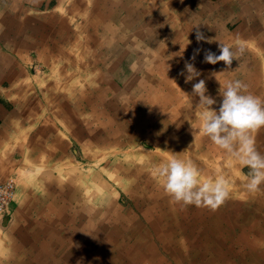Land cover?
<instances>
[{
	"label": "rangeland",
	"instance_id": "obj_1",
	"mask_svg": "<svg viewBox=\"0 0 264 264\" xmlns=\"http://www.w3.org/2000/svg\"><path fill=\"white\" fill-rule=\"evenodd\" d=\"M186 1L188 3H182ZM190 1L191 0L176 1L175 10L176 12L180 11L179 16L176 13V17L175 12H168L171 16L166 14L163 24L161 22L162 19L157 18L156 20H152L150 18L148 24L135 25L132 30L136 33L143 32L145 34L144 40L139 41V39H134L132 42L130 40H118L113 42L114 47L111 49L107 41H99L98 43L94 41L68 43L65 49L66 52L71 53H67L68 55L66 57L61 56L62 54L59 55L58 60L53 63L59 67L62 65L69 67L66 73L56 71V74H52L54 75V79L58 81H61V79H63V81L68 80V84L71 83V87L75 86L74 89L69 90L70 92L68 91L69 95H74L73 97H69L71 100L70 104L64 105V109L61 110V113L66 114L65 119L67 124L69 125L71 122L69 129H67L68 131L70 130V145L68 152L54 154L55 164H53V172L55 185H57V180H60L65 186L61 194L57 192L53 194L54 198L59 197V199L54 200L55 211L52 217H47V219H53L54 225H58V227H56L57 229L52 232L50 238L45 235L47 238H45L47 241L45 245L48 247L49 253H51L52 256L47 259L50 264H99L100 254L102 249H104V247L101 246L104 242V238H102L101 235L105 237V233L109 231V228L104 227V223L108 222L104 216H106L107 213L112 217L118 216L117 218L120 221L122 215L123 219H125V223L133 217H139L140 210L136 208L135 200L140 198L138 194L141 195L140 184L146 186L148 181H157L151 174L155 166L151 164L153 157L160 158L157 160L159 163L173 155L180 158L181 156L179 153L185 159L189 158L188 149L186 150L185 148L193 144L194 140L191 137L188 138L185 134L182 137L177 130L171 134L168 141H166L167 136H165L166 143L157 142V144L150 142L149 139H143L137 136L130 135V138L126 134V128L132 134L140 125H148L155 121L158 124V128L151 132L156 135L159 134V131L162 132L163 124L164 126L167 124H180L181 121L178 117L181 111L178 109L175 110V106L183 107L186 104H192L196 109L195 111L198 112L197 104L199 102V97H193L192 90H189L186 85L189 84L193 86L195 83L191 81H186V83L182 82L188 75L185 69V64L188 61H191L192 64L194 63V67L200 73L198 78L204 81L206 80L205 83L208 93L206 94L213 97L217 102L219 101L212 106L213 109L216 108L215 110L217 111L220 107V101H222V96L219 95L221 87L220 81L226 84L231 81V78L234 79L233 74H235V77H238V73L235 72L247 67V65H251V62L255 64L258 62L259 67L262 68L261 72H264V65L261 61H264V41L254 44L252 42L253 38H250L251 41L247 38L248 36H252L250 28H253L254 21L259 15L264 17V0L260 1L258 8H255L253 0H193V3ZM190 3L194 4L195 7L193 8L192 5V8H189V5H191ZM202 11H204V13ZM170 17L173 18L170 19ZM196 24L199 26L197 27ZM220 27L227 30L224 42L232 45L233 50H238L240 45L244 46L243 53L239 55V59H233L231 66L226 65L223 61H219L216 64L206 63L204 59L205 53L209 50L216 53V55L220 54V48H215L217 45H215L214 48L210 45ZM240 28L242 29L240 30ZM197 32L202 33L205 39L198 41L196 39ZM243 32L245 33L244 37L240 35ZM207 43L208 46H206ZM183 44H186L188 49L184 50ZM94 45L97 47H94ZM101 45H103L102 48ZM69 46L70 50L68 49ZM96 50L98 55L102 52V65L99 66V69L103 70V72L101 71L102 80L100 83L97 82L98 84L94 83L93 80L95 79L96 81L100 75L96 74L98 70H94L97 66H93L92 64V60L94 59L93 53ZM109 54H116L117 56L115 55L110 58ZM181 63H183V65H181ZM85 64H88V67H92L83 72ZM46 66H48V64L45 63L44 58L43 62L35 63L31 69L32 74L37 75V79L44 80L43 82H46L48 76L46 74L48 70ZM76 66L78 67L76 68ZM94 84H97L99 89H93L92 85ZM116 84H118V86H116ZM168 88H170L177 97L183 95V98L188 101L184 102V99H177V97L170 99V114L168 112L164 114L166 106L163 107L161 104L163 101L165 102L164 96ZM148 90H152L153 95H157L155 102L148 100ZM183 90L186 94H183ZM42 91H45V88ZM55 92L57 93L58 91ZM188 94L191 96H188ZM77 96H81L79 100H85L84 104H78L76 102ZM52 105H49V108H51ZM53 107L56 108V105ZM137 107H139V110L136 109ZM152 107H154L153 114L147 113L146 110ZM39 109L41 110V106ZM167 109H169V107ZM130 111L132 114L127 117L126 122L124 118L126 116L125 113H129ZM182 112L181 114L184 115ZM66 121H64L63 127H65L64 124H66ZM149 121L150 123H148ZM192 122L194 123V121ZM184 127L186 126L184 125ZM115 129L118 130V135L112 136L111 134H113ZM261 129L259 130L260 132ZM77 131L82 133L81 136L77 135ZM174 136L177 139H182L183 143L186 144L181 148L174 147L173 143H171V139L176 140ZM188 140H190V144ZM82 141L84 143H82ZM263 144L264 136H260L256 139V147L259 151L264 149V147H262ZM217 152L216 154L214 153V158L211 157L212 163L214 164L209 163V166L212 167L211 175L206 174L203 170L205 164H208L206 160L203 159V162L198 160V162H196L197 164L193 161L201 170V179L213 177L215 174L212 173L217 172V170L225 175L228 168H232L242 179L245 180L247 178L250 171L247 167L237 165L238 162L230 158L227 153L224 154L225 151ZM219 153H221V155ZM150 154L153 155L150 156ZM199 163L203 164L204 168H201ZM129 166H134L135 172L131 171L132 173H129L130 169L127 170ZM221 169L225 170L222 171ZM230 181L232 183V188L238 187L241 190L244 186L241 181L234 183L235 180L233 178H231ZM136 185L139 187V190L137 191L135 189L133 191L132 187L134 188ZM105 189L107 191H105ZM263 189L264 184L261 185V191L264 193ZM147 190L151 191L154 196H156L157 190L152 188V186H149ZM136 195L137 197H135ZM241 199L238 194L235 195L231 193L227 201L223 203V208L227 207L228 201H233L235 204L233 208H231L232 205H230L225 209L228 216L232 215V210H236L237 215L234 213V222H231L230 218L228 219L226 217L224 218L226 224L222 226L221 229L217 230L211 228L208 229L210 232L207 230V232L205 231L204 233L201 232L202 227L197 229H190V227H187V236H190L189 241L182 243L183 245L173 243L171 244L172 246H167V248H157L156 250L158 251L159 257L154 258L148 264H246V262L248 263L253 260H257L260 263V260L264 257V236L262 237V244L258 243L254 245L253 239L256 235L264 234V212H253L249 214L248 217H242L241 209H243V205ZM79 202L81 203L79 204ZM121 211L123 214H121ZM258 214L259 216H257ZM256 219H258L257 223L255 221ZM89 221H94L95 224L99 225L97 226L98 229L93 227V231L95 232L91 234V236L87 235L83 228L84 224ZM119 221H117L118 226L120 223H123ZM64 225L67 227H64ZM73 226L76 227L74 228ZM155 241L157 242L158 240ZM108 247L109 246H107V248ZM189 252L193 253V257H189ZM259 252H263L262 257ZM199 261L201 262L198 263Z\"/></svg>",
	"mask_w": 264,
	"mask_h": 264
},
{
	"label": "crops",
	"instance_id": "obj_2",
	"mask_svg": "<svg viewBox=\"0 0 264 264\" xmlns=\"http://www.w3.org/2000/svg\"><path fill=\"white\" fill-rule=\"evenodd\" d=\"M176 1L181 0H0V182L13 178L17 185L9 220L0 223V264H50L47 259L52 257L45 238L48 234L50 238L58 225L47 217H52L54 200L59 199L53 194H61L65 186L57 179L55 185L54 154L68 152L70 130L61 110L70 104L69 97L74 95L68 91L75 86L54 79L52 74L66 73L69 67L53 63L59 55L71 53L65 49L68 43L107 41L111 49L118 40H144L143 32L132 30L135 25L148 24L150 18L162 19L163 24L166 14L171 16L168 12L179 16ZM260 1L253 0L255 8ZM190 4L189 8L195 7ZM263 26L264 17L259 15L249 41H264ZM101 54L96 50L92 60L100 76ZM115 55L109 54L110 58ZM44 58L48 64L46 82L31 70ZM87 65L83 72L92 67ZM100 76L94 83L101 82ZM97 84L93 89H99ZM77 97L76 102L84 104L85 100ZM263 259L246 264H264Z\"/></svg>",
	"mask_w": 264,
	"mask_h": 264
},
{
	"label": "bare ground",
	"instance_id": "obj_3",
	"mask_svg": "<svg viewBox=\"0 0 264 264\" xmlns=\"http://www.w3.org/2000/svg\"><path fill=\"white\" fill-rule=\"evenodd\" d=\"M227 1V0H226ZM181 2V1H180ZM218 2V1H217ZM183 4H186L182 2ZM193 3V2H192ZM200 4V3H199ZM218 4V3H216ZM205 5V4H204ZM208 5V4H207ZM199 6V5H198ZM221 6V5H218ZM228 8V7H227ZM201 10V9H200ZM194 11V10H192ZM220 11V10H219ZM204 13V11H202ZM222 12V11H221ZM220 12V13H221ZM180 14V13H179ZM193 14V13H192ZM208 14V13H207ZM223 14V13H222ZM220 15V14H219ZM241 15V14H240ZM183 16V15H182ZM222 16V15H221ZM248 16V15H247ZM192 17V16H191ZM226 17V16H225ZM219 18V17H218ZM191 19V18H190ZM196 19V18H195ZM211 19V18H210ZM222 19V18H220ZM246 19V18H245ZM249 19V17H248ZM200 22V21H199ZM210 22V21H209ZM213 24V23H212ZM194 25V24H193ZM214 25V24H213ZM197 26V24H196ZM199 26V25H198ZM197 26V27H198ZM210 27V26H209ZM246 27V26H245ZM244 27V28H245ZM264 27V26H263ZM207 28V27H206ZM205 29V28H204ZM242 28H240L241 30ZM167 30V29H166ZM202 30V29H201ZM211 30V29H210ZM195 31V30H194ZM239 31V30H238ZM252 31V29H251ZM190 32V31H189ZM196 32V31H195ZM203 32V31H202ZM205 32V31H204ZM245 32V31H244ZM258 32V31H257ZM191 33V32H190ZM255 34V33H253ZM258 34V33H257ZM206 35V34H205ZM227 35V30H225L223 27H220L219 30H217L215 34V38L211 41L212 47L214 48L215 45H217L215 48L219 47L220 41L224 42L225 37ZM241 35V34H240ZM212 36V34H211ZM138 41V40H137ZM140 41V40H139ZM152 42V41H151ZM140 43V42H138ZM199 44V43H198ZM209 45V46H210ZM157 46V45H156ZM159 46V45H158ZM172 46V45H171ZM184 50L188 49L186 44H183ZM208 46V43L207 45ZM253 46V45H252ZM257 46V45H256ZM174 47V46H173ZM172 47V48H173ZM144 48V47H143ZM147 48V47H146ZM207 48V47H206ZM212 48V49H213ZM109 49V48H108ZM122 50V49H121ZM152 50V49H151ZM201 50V49H200ZM109 51V50H108ZM170 51V50H169ZM172 51V50H171ZM206 51V50H205ZM216 51V50H215ZM144 52V51H143ZM200 52V51H199ZM151 53V52H150ZM118 54V53H117ZM216 54V53H215ZM196 57V56H195ZM96 59V58H95ZM121 59V58H120ZM123 59V58H122ZM85 60V59H84ZM91 61V58H90ZM196 61V60H195ZM262 61V64L264 65V61ZM70 62V60H69ZM124 62V61H123ZM201 62V61H200ZM72 63V62H71ZM177 63V62H176ZM187 63H191V61H188ZM207 63V62H206ZM194 64V63H193ZM102 65V64H101ZM183 65V63H181ZM88 66V65H87ZM100 66V65H99ZM214 66V65H213ZM217 66V65H216ZM78 66H76L77 68ZM180 67V66H179ZM128 68V67H127ZM177 68V67H176ZM213 68V67H212ZM202 69V68H201ZM205 69V68H204ZM261 67H259L258 62L255 64L254 62H251V65H247V67L242 68L240 70H237L238 77H235V74H233V78H231V81L233 80H241L244 83L248 85V91L251 92L254 95H258L261 97H264V72H261ZM215 71V70H214ZM108 72V71H106ZM184 72V71H183ZM203 72V71H201ZM212 72V71H211ZM213 73V72H212ZM225 74V73H224ZM205 75V74H204ZM123 76V75H122ZM209 76V75H207ZM199 76L195 77L194 80H192V83H197L200 78ZM121 78V77H120ZM206 78V77H205ZM115 80V79H114ZM132 80V79H131ZM130 80V81H131ZM175 80V79H174ZM186 83V79H183ZM137 81V80H136ZM206 81V80H205ZM170 82V81H169ZM93 83V82H92ZM135 83V81H134ZM263 84V85H262ZM104 85V84H103ZM184 85V84H183ZM187 88L189 90H193V86L186 84ZM93 86V85H92ZM118 86V84H116ZM159 87V86H158ZM170 87V86H168ZM106 90V89H105ZM153 90V89H152ZM148 90L147 97L148 100L151 102H155L157 95H153V91ZM167 90V89H166ZM165 90V91H166ZM175 90V89H174ZM127 91V90H126ZM162 91V90H161ZM184 91V90H183ZM186 91V89H185ZM184 91L183 94H186ZM70 92V91H69ZM130 93V92H129ZM128 94V93H127ZM126 94V95H127ZM208 94V93H207ZM206 94V95H207ZM114 95V94H113ZM119 95V94H118ZM220 95V94H219ZM188 96H191L188 94ZM102 97V96H101ZM133 97V96H132ZM143 97V96H142ZM177 97V95L174 94V92L168 88V91L165 93V102L161 105L166 106L164 109V114H167V112L170 114L171 111V101L170 99ZM178 98L184 99L183 95L178 96ZM191 99V98H190ZM194 100V99H193ZM179 101V100H178ZM188 100L184 99V102H187ZM190 101V100H189ZM198 101V100H197ZM143 102V101H142ZM219 102V101H218ZM217 102V103H218ZM221 102V101H220ZM111 103V102H110ZM119 103V102H118ZM134 103V101H133ZM149 103V102H148ZM175 104V103H174ZM183 104V103H182ZM106 105V104H105ZM120 105V104H119ZM123 105V104H122ZM150 105V104H149ZM126 106V105H125ZM98 107V106H97ZM105 107V106H104ZM169 107V109H167ZM76 108V107H75ZM127 108V107H126ZM135 108V107H134ZM139 110V107L136 108ZM163 109V108H162ZM180 110L184 115L181 114L178 117L180 119V124L177 125H165L163 124V129L162 132L159 131V134L156 135L155 133L153 134L151 131L158 128V124L155 122L148 124V125H140L138 128H136L135 132L130 133V131L126 128V134L128 137L131 136H137L143 139H149L150 142L157 144V142H162L166 143V141L169 140L171 134L175 130L179 132V134L183 137L185 134L186 136L193 138L194 143L190 144V140H188V143L190 146L188 148H185L188 151V160L198 162H203V159L206 160L208 164H205V168L203 164H200L201 168H204L203 170L206 172V174L211 175L212 172V167L209 166V163H212L211 157L215 156L214 153L216 154L217 151H224L222 149H219L217 146L211 143V141L207 137H201L195 136L192 134L191 131V124L188 120L197 121V113L195 110V107H193L192 104H186L185 106H175V110ZM216 109V108H215ZM145 110V109H144ZM154 107L149 108L146 110L147 113L153 114ZM76 111V110H75ZM86 111V110H85ZM199 111V110H198ZM66 112V111H65ZM77 113V112H76ZM134 113V112H133ZM139 113V112H138ZM142 113V112H141ZM98 114V113H97ZM126 116L124 117L127 122V117H129L132 113L131 111L129 113H125ZM112 115V114H110ZM123 115V114H121ZM120 115V118H121ZM135 115V114H134ZM138 115V114H137ZM136 115V116H137ZM139 116V115H138ZM98 117V116H97ZM123 117V116H122ZM117 118V117H116ZM115 118V119H116ZM135 118V117H134ZM114 119V118H113ZM133 119V118H132ZM87 120V119H86ZM131 121V120H130ZM62 122V121H61ZM70 122V121H69ZM83 122V121H82ZM129 123V122H128ZM150 123V121L148 122ZM176 123V122H175ZM55 124V123H54ZM71 124V122H70ZM69 124V125H70ZM78 124V123H77ZM95 124V123H94ZM56 125V124H55ZM131 125V124H129ZM179 125V126H178ZM184 125L186 127H184ZM75 126V125H74ZM91 126V125H90ZM172 126V128H171ZM128 127V126H127ZM124 128V127H123ZM174 128V129H173ZM130 129V128H129ZM125 130V129H124ZM173 130V131H172ZM118 130H114L112 136H117ZM122 131V130H121ZM63 132V131H62ZM100 132V131H99ZM176 132V134H177ZM102 135V134H101ZM123 135V134H122ZM169 135V136H168ZM91 136V135H90ZM165 136H167L166 141H165ZM264 136V129H261V132L258 131L255 133V138L258 139L259 137ZM93 137V136H92ZM91 137V138H92ZM175 137V136H174ZM131 138V137H130ZM116 139V138H115ZM176 140L171 139V143H173L174 147L181 148L183 145L182 139H177ZM187 139V138H186ZM124 140V139H123ZM92 141V139H91ZM146 141V140H145ZM116 142V141H115ZM149 142V141H148ZM84 143V142H82ZM124 143V142H123ZM136 144V143H135ZM58 145V144H57ZM87 145V144H86ZM149 146V145H148ZM187 146V145H186ZM173 147V148H174ZM264 147V144L262 145ZM86 149V148H85ZM50 150V149H49ZM149 150V149H148ZM54 151V150H53ZM143 151V150H142ZM174 151V149H173ZM147 152V151H146ZM151 152V151H150ZM177 152V151H176ZM180 152V151H179ZM262 154H264V149L260 151ZM173 154V153H171ZM221 155V153H219ZM226 154V152L224 153ZM223 154V155H224ZM52 155V154H51ZM153 154H150V156ZM179 155L184 158L180 153ZM218 155V152H217ZM180 157V158H181ZM186 157V156H185ZM222 157V156H221ZM214 158V157H213ZM160 158L158 157H153V161L151 164H154L155 166L159 164L157 160ZM185 159V158H184ZM217 159V158H216ZM220 159V158H219ZM147 160V159H146ZM225 162V161H224ZM230 162V161H229ZM236 162V161H235ZM147 163V162H146ZM118 164V163H117ZM197 164V163H196ZM214 164V163H212ZM235 164V163H234ZM71 165V164H70ZM222 165V164H221ZM239 165V164H237ZM69 166V165H68ZM75 166V165H74ZM141 166V165H140ZM139 166V168H140ZM199 167V166H198ZM214 167V165H213ZM71 168V167H70ZM73 168V167H72ZM127 168V167H126ZM142 168V167H141ZM235 168V165H234ZM130 169L129 173L135 172V167L134 166H129L127 170ZM214 169V168H213ZM126 170V169H125ZM138 170V169H137ZM217 170V168H216ZM222 170V169H221ZM225 170V169H224ZM222 170V171H224ZM75 171V170H74ZM78 171V170H77ZM144 171V170H143ZM146 171V170H145ZM128 172V171H127ZM131 172V173H132ZM220 172V171H219ZM75 173V172H74ZM212 173V174H216ZM95 174V173H94ZM101 174V173H100ZM126 174V173H125ZM136 174V173H135ZM223 174V173H222ZM130 175V174H129ZM232 168H228L227 171L225 172V176L227 178H233L235 180L234 183L242 182L244 184V179H242L240 176H238ZM101 176V175H100ZM145 176V175H144ZM116 177V176H115ZM104 178V177H103ZM138 178V177H137ZM211 178V177H210ZM97 179V177H96ZM106 179V178H105ZM146 179V178H145ZM136 180V179H135ZM140 180V179H139ZM204 180V179H201ZM145 181V180H144ZM69 182V181H68ZM74 182V181H73ZM109 185V184H108ZM140 190H141V195L140 198L142 199H137L135 200V206L138 210H140V215L139 217H133L130 219L127 223H125V219H123L122 215L120 218V221L117 217H112L110 214H106L105 219H107V223H104L105 228H109V231L105 233L104 235H101L102 238H104L103 244H101L104 249H102V252L100 254V261L99 264H148L150 261H152L154 258H158L159 254L158 251L156 250L157 248H167L172 246L171 244L173 243H186L189 241L190 236H187V227H190V229H197L199 227H202L201 232H207L208 229H221L222 226H225V221L224 218H230L231 222H234V217L235 214L237 215L236 210H232L231 213L232 215L228 216L225 209L228 208L230 205H232L231 208L234 207L233 201H228V205L226 208H223V204L215 211H212L208 208L205 207H196L194 205H189V206H182L181 204L174 203L170 197L164 192L162 186L160 183L157 181L150 182L148 181L146 186H142L140 184ZM149 186H152L156 191V196L151 191H148L147 188ZM107 187V185H106ZM263 187V186H262ZM62 188V187H61ZM102 188V187H101ZM133 191L136 189L137 191L139 190V187L136 185L134 188L132 187ZM243 189V190H242ZM242 189L240 190L238 187L237 188H232L231 193L233 194H238L241 199V203L243 205V209H241V216L245 218V216H249V214L253 212H264V193L260 190L256 193H249L246 188L243 186ZM153 190V189H152ZM264 190V189H263ZM105 191H107L105 189ZM151 192V194H150ZM137 197V195L135 196ZM101 199V198H100ZM82 200V198H81ZM235 200V199H234ZM83 201V200H82ZM227 201V200H226ZM94 202V201H93ZM81 202H79L80 204ZM80 206V205H79ZM84 206V205H83ZM94 206V205H92ZM110 206V205H109ZM117 207V206H116ZM115 208V207H114ZM79 209V208H78ZM97 209V208H95ZM94 209V210H95ZM110 209V207H109ZM116 210V209H115ZM67 211V210H66ZM96 212V211H95ZM94 212V213H95ZM99 212V211H98ZM133 212V211H132ZM93 213V212H92ZM113 213V212H111ZM118 213V212H117ZM121 214L122 211H121ZM130 214V213H129ZM256 215V214H255ZM263 215V214H262ZM124 216V215H123ZM259 216V214L257 215ZM90 217V216H89ZM103 217V218H104ZM91 218V217H90ZM97 218V217H96ZM127 218V217H126ZM237 218V217H236ZM50 219V218H49ZM89 219V218H88ZM100 219V218H99ZM128 219V218H127ZM259 219V218H258ZM256 219V223L258 221ZM96 220V219H95ZM94 220V221H95ZM94 221H89L88 223L84 224L83 228L85 229L87 235L94 234L95 231H93V227L97 228V224H95ZM102 221V220H101ZM100 221V223H101ZM123 222L120 223L118 226V222ZM228 221V220H227ZM236 221V220H235ZM229 222V221H228ZM253 222V221H252ZM71 223V222H70ZM99 223V224H100ZM236 223V222H235ZM234 223V224H235ZM230 224V222H229ZM238 224V223H237ZM243 224V223H242ZM255 224V222H254ZM227 226V225H226ZM237 226V225H236ZM241 226V225H240ZM243 226V225H242ZM253 226V225H252ZM64 227H67L64 225ZM74 227V226H73ZM76 227V226H75ZM74 227V228H75ZM82 227V226H81ZM257 227V226H256ZM88 229V230H87ZM98 229V228H97ZM224 229V228H223ZM231 229V228H230ZM249 229V228H248ZM251 229V228H250ZM75 231V230H74ZM195 231V230H194ZM209 231V230H208ZM210 232V231H209ZM208 232V233H209ZM258 232V231H257ZM31 233V232H30ZM80 233V232H78ZM189 233V232H188ZM207 233V234H208ZM220 233V232H219ZM83 234V233H82ZM202 234V233H201ZM234 234V233H233ZM209 235V234H208ZM34 236V235H33ZM48 236V235H47ZM214 236V235H213ZM264 234L256 235V237L253 239L255 241V245H257L260 242H263V237ZM85 237V236H84ZM211 238V237H210ZM218 238V237H217ZM220 238V237H219ZM228 239V238H227ZM155 240H158L157 242ZM217 240V239H216ZM240 240V239H239ZM86 241V240H85ZM206 241V239H205ZM91 242V241H90ZM245 243V242H244ZM65 244V243H64ZM109 246V251L107 246ZM226 244V243H225ZM228 244V242H227ZM31 246L32 243L30 244ZM183 245V244H182ZM205 245V244H204ZM241 245V244H240ZM40 245H38L39 247ZM49 246V245H48ZM86 246V244H85ZM94 246V245H93ZM92 246V247H93ZM96 247V246H95ZM175 247V246H174ZM177 247V246H176ZM223 247V246H222ZM151 248V249H150ZM180 248V247H179ZM186 248V247H185ZM205 248V247H204ZM226 248V247H225ZM93 249V248H92ZM193 249V248H192ZM218 249V248H217ZM159 250V249H158ZM100 251V250H99ZM108 251V252H107ZM207 251V250H206ZM165 252V251H164ZM173 252V251H172ZM200 252V251H199ZM47 253V252H46ZM163 253V251H162ZM190 253V252H189ZM192 253V252H191ZM198 253V252H197ZM177 254V253H176ZM196 254V253H195ZM202 254V253H201ZM54 255V254H53ZM197 255V254H196ZM195 255V256H196ZM232 255V254H231ZM167 256V255H166ZM194 256V257H195ZM50 257V256H49ZM190 257V256H189ZM201 257V256H200ZM196 258V257H195ZM210 258V257H209ZM218 258V256H217ZM60 259V258H59ZM168 259V258H167ZM194 259V258H193ZM192 259V260H193ZM61 260V259H60ZM92 260V259H91ZM171 260V257H170ZM196 260V259H195ZM200 260V259H199ZM202 260V259H201ZM173 261V260H172ZM94 262V261H93ZM199 261L198 263H200ZM19 263V262H17ZM173 263V262H172ZM182 264V263H181ZM202 264V263H201ZM205 264V263H204Z\"/></svg>",
	"mask_w": 264,
	"mask_h": 264
},
{
	"label": "clouds",
	"instance_id": "obj_4",
	"mask_svg": "<svg viewBox=\"0 0 264 264\" xmlns=\"http://www.w3.org/2000/svg\"><path fill=\"white\" fill-rule=\"evenodd\" d=\"M33 2L38 3L39 0ZM196 39L204 40L205 37L197 32ZM219 48V55L207 51L205 62L216 64L223 61L231 66L233 59H239L244 51L243 45L233 50L232 45L222 41ZM185 69L188 73L186 81H192L200 75L192 63H186ZM220 84L222 101L218 111L212 107L217 101L206 95L205 81L201 79L193 85L192 96L199 97V111L198 122L188 120L191 131L195 138L207 137L239 165L247 167L250 171L244 187L249 193H256L264 184V154L257 149L255 138V133L264 128V97L249 92L248 85L239 79L226 84L220 81ZM151 174L170 199L182 206L194 205L215 211L230 197L232 191L230 179L219 170L213 177L201 180V170L193 161L175 155L154 166Z\"/></svg>",
	"mask_w": 264,
	"mask_h": 264
},
{
	"label": "built area",
	"instance_id": "obj_5",
	"mask_svg": "<svg viewBox=\"0 0 264 264\" xmlns=\"http://www.w3.org/2000/svg\"><path fill=\"white\" fill-rule=\"evenodd\" d=\"M16 190L15 179L11 178L0 182V223L11 215Z\"/></svg>",
	"mask_w": 264,
	"mask_h": 264
},
{
	"label": "water",
	"instance_id": "obj_6",
	"mask_svg": "<svg viewBox=\"0 0 264 264\" xmlns=\"http://www.w3.org/2000/svg\"><path fill=\"white\" fill-rule=\"evenodd\" d=\"M9 220V218L7 217L6 219H5V222H7Z\"/></svg>",
	"mask_w": 264,
	"mask_h": 264
}]
</instances>
